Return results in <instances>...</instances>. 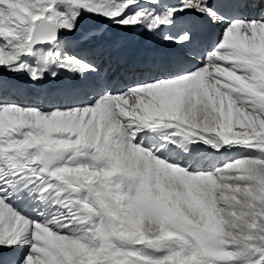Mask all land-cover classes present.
Here are the masks:
<instances>
[{
    "label": "snow or ice",
    "instance_id": "obj_1",
    "mask_svg": "<svg viewBox=\"0 0 264 264\" xmlns=\"http://www.w3.org/2000/svg\"><path fill=\"white\" fill-rule=\"evenodd\" d=\"M0 264H264V0H0Z\"/></svg>",
    "mask_w": 264,
    "mask_h": 264
},
{
    "label": "bare ground",
    "instance_id": "obj_2",
    "mask_svg": "<svg viewBox=\"0 0 264 264\" xmlns=\"http://www.w3.org/2000/svg\"><path fill=\"white\" fill-rule=\"evenodd\" d=\"M94 25L95 21L91 20L86 21L85 24L87 28L93 27ZM112 37H116L113 46L129 48L131 50H140L145 55H154L163 50L162 46L157 42L159 40L158 38H153L147 35L115 31L112 33Z\"/></svg>",
    "mask_w": 264,
    "mask_h": 264
}]
</instances>
